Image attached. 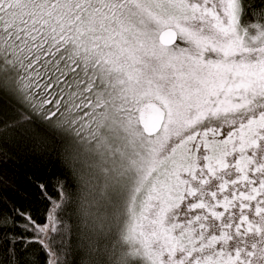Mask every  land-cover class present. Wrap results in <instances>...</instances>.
<instances>
[{"label":"snow or ice","instance_id":"1","mask_svg":"<svg viewBox=\"0 0 264 264\" xmlns=\"http://www.w3.org/2000/svg\"><path fill=\"white\" fill-rule=\"evenodd\" d=\"M0 264H264V0H0Z\"/></svg>","mask_w":264,"mask_h":264},{"label":"trees","instance_id":"2","mask_svg":"<svg viewBox=\"0 0 264 264\" xmlns=\"http://www.w3.org/2000/svg\"><path fill=\"white\" fill-rule=\"evenodd\" d=\"M7 161L3 165L7 183L3 194L9 201L16 198V202L30 205L34 211L37 223H44L47 202L39 199V190L35 183H43L52 171V162L46 157L34 153L29 145L23 143L11 144L7 148ZM35 182V183H34ZM35 256L28 253V259L40 256L39 246H34Z\"/></svg>","mask_w":264,"mask_h":264}]
</instances>
